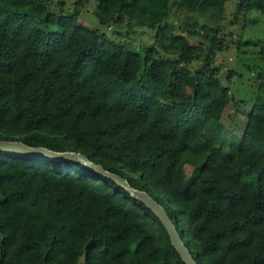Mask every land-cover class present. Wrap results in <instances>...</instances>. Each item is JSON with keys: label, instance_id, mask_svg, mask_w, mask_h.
I'll list each match as a JSON object with an SVG mask.
<instances>
[{"label": "trees", "instance_id": "1", "mask_svg": "<svg viewBox=\"0 0 264 264\" xmlns=\"http://www.w3.org/2000/svg\"><path fill=\"white\" fill-rule=\"evenodd\" d=\"M88 1L65 11L62 0H0V140L81 152L145 191L197 264H264V99L228 139L213 28L160 22L171 6L217 19L225 0H94L97 28L76 22ZM251 9L264 15V0H237ZM107 26L152 29V42L139 52ZM79 262L184 264L158 219L110 179L0 151V264Z\"/></svg>", "mask_w": 264, "mask_h": 264}, {"label": "rangeland", "instance_id": "2", "mask_svg": "<svg viewBox=\"0 0 264 264\" xmlns=\"http://www.w3.org/2000/svg\"><path fill=\"white\" fill-rule=\"evenodd\" d=\"M62 1L64 10H70L74 0ZM93 10L94 0H89L76 17V22L88 28L99 27ZM183 16L195 20L198 26L206 24L215 32L221 50L214 52L211 66L218 81L229 91L228 103L219 121L220 130L228 139H235L240 136L254 98L260 96L264 99V78L259 80L254 75L259 70L254 68V65L257 66L255 58L262 56L260 50L264 48V15L255 9L248 12L237 11V0H225L222 13L217 19L206 14L183 12L171 6L168 17L160 22H167L172 25L174 31H180L178 20ZM100 28L106 36L115 38V41L123 42L139 52L142 47L152 42L154 33L152 29L145 27H136L129 31L114 26ZM116 31L118 35H115ZM237 42L242 45L239 44L238 47ZM201 61L202 57L195 58L188 67L193 70ZM180 90L186 94L190 93L188 88Z\"/></svg>", "mask_w": 264, "mask_h": 264}, {"label": "water", "instance_id": "3", "mask_svg": "<svg viewBox=\"0 0 264 264\" xmlns=\"http://www.w3.org/2000/svg\"><path fill=\"white\" fill-rule=\"evenodd\" d=\"M0 151L18 158H34L78 163L113 181L132 198L142 203L161 223L166 231L170 245L177 252L184 264H197L181 240L175 224L167 215L165 209L145 191L131 187L121 176L106 171L101 165L89 161L81 152L54 151L43 146H28L16 140H0Z\"/></svg>", "mask_w": 264, "mask_h": 264}]
</instances>
